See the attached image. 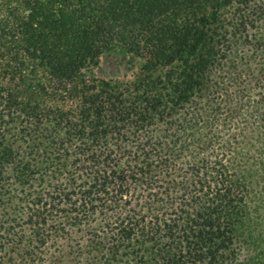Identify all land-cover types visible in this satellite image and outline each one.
Here are the masks:
<instances>
[{"label":"trees","instance_id":"16d2710c","mask_svg":"<svg viewBox=\"0 0 264 264\" xmlns=\"http://www.w3.org/2000/svg\"><path fill=\"white\" fill-rule=\"evenodd\" d=\"M263 221L264 0H0V264H264Z\"/></svg>","mask_w":264,"mask_h":264},{"label":"rangeland","instance_id":"374dc122","mask_svg":"<svg viewBox=\"0 0 264 264\" xmlns=\"http://www.w3.org/2000/svg\"><path fill=\"white\" fill-rule=\"evenodd\" d=\"M125 59L117 54L101 56L98 64L90 69V73L95 78L99 79H122L123 75L126 79H129L131 74L137 69L135 62H138V60L135 59V62L130 64L129 67V65L125 62Z\"/></svg>","mask_w":264,"mask_h":264}]
</instances>
